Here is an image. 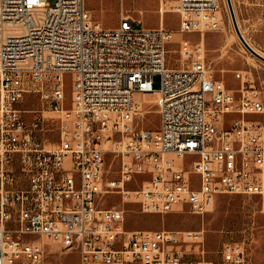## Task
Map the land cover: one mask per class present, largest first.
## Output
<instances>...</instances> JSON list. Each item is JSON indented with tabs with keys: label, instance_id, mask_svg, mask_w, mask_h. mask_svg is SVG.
I'll list each match as a JSON object with an SVG mask.
<instances>
[{
	"label": "built area",
	"instance_id": "2783aa9c",
	"mask_svg": "<svg viewBox=\"0 0 264 264\" xmlns=\"http://www.w3.org/2000/svg\"><path fill=\"white\" fill-rule=\"evenodd\" d=\"M177 3L181 31L221 28V0ZM139 23L122 13L105 27L86 0H0V264H49L44 241L80 264H249L243 243L196 259L184 245L202 230H129L125 209L105 205L117 193L143 212L203 214L227 193L258 196L264 211V128L246 120L264 99L250 74L226 86L200 45L170 68L169 31ZM30 93L40 109L21 106ZM139 94L157 95L156 129L139 125ZM137 175L149 177L132 189Z\"/></svg>",
	"mask_w": 264,
	"mask_h": 264
},
{
	"label": "rangeland",
	"instance_id": "374dc122",
	"mask_svg": "<svg viewBox=\"0 0 264 264\" xmlns=\"http://www.w3.org/2000/svg\"><path fill=\"white\" fill-rule=\"evenodd\" d=\"M48 1L53 4L56 0ZM232 4L247 40L264 56V0H232ZM86 7L93 18L105 27H116L122 13L141 21L138 26L159 27L163 23L171 35L166 45L168 67L187 66L191 59L184 57L182 50L200 45L205 61L211 66L216 78L224 80L226 86L238 89L241 82L235 72L247 71L264 99V61L253 54L237 34L227 0H221V28L204 33L180 30L177 0H86ZM65 78L67 97L70 99L71 74H66ZM160 82L161 75L157 74L154 77V88H158ZM138 98L143 101L139 125L156 129L159 125L157 95L139 94ZM21 106L30 110L40 109L42 105L39 95H26ZM27 115L30 117L31 113ZM231 117L233 115H227L226 126ZM246 120L264 128V113L246 115ZM47 136L54 142L58 141L56 131L47 133ZM148 177L137 175L131 179L129 187H141ZM105 199L107 207L125 209V228L129 230H202V242L184 245L185 251L193 258L217 261L226 246L240 242L245 246L249 264H264V211L258 196L222 193L203 214L194 213L186 205L166 213L143 212L139 203L124 200L117 193L107 195Z\"/></svg>",
	"mask_w": 264,
	"mask_h": 264
},
{
	"label": "crops",
	"instance_id": "0c3cea01",
	"mask_svg": "<svg viewBox=\"0 0 264 264\" xmlns=\"http://www.w3.org/2000/svg\"><path fill=\"white\" fill-rule=\"evenodd\" d=\"M44 242L46 249L50 252L48 257L49 264H80V255L78 251L64 252L59 249L57 244L50 241ZM70 259H72V261H70Z\"/></svg>",
	"mask_w": 264,
	"mask_h": 264
},
{
	"label": "water",
	"instance_id": "95a60500",
	"mask_svg": "<svg viewBox=\"0 0 264 264\" xmlns=\"http://www.w3.org/2000/svg\"><path fill=\"white\" fill-rule=\"evenodd\" d=\"M228 1V4H229V8H230V11H231V14H232V17H233V21H234V24H235V27H236V30L238 33H240V30L238 28V24H237V19H236V15H235V12H234V7H233V4H232V0H227ZM240 38L242 39V41L244 42V44L250 49V51L255 54L257 57H259L260 59H262L264 61V56L262 54H260L259 52H257L256 50H254L249 44L248 42L245 40V38L240 35Z\"/></svg>",
	"mask_w": 264,
	"mask_h": 264
},
{
	"label": "bare ground",
	"instance_id": "6f19581e",
	"mask_svg": "<svg viewBox=\"0 0 264 264\" xmlns=\"http://www.w3.org/2000/svg\"><path fill=\"white\" fill-rule=\"evenodd\" d=\"M235 12V11H234ZM222 14H221V11H220V16H221ZM237 24H238V28H239V30H240V33H238L237 32V34L240 36V35H242L244 38H245V40L248 42V44L254 49V50H256L257 52H258V49L251 43V42H249L248 40H247V38H246V35L244 34V31L242 30V27L240 26V23H239V21H237ZM146 100L148 99V97H146L145 98ZM144 99V100H145Z\"/></svg>",
	"mask_w": 264,
	"mask_h": 264
}]
</instances>
